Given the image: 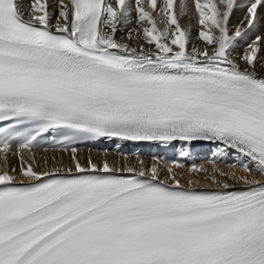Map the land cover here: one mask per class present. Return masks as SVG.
I'll return each instance as SVG.
<instances>
[{
  "label": "snow or ice",
  "instance_id": "6c2138e0",
  "mask_svg": "<svg viewBox=\"0 0 264 264\" xmlns=\"http://www.w3.org/2000/svg\"><path fill=\"white\" fill-rule=\"evenodd\" d=\"M194 8L203 48L189 47L175 0H0V152L17 144L24 177L0 171V264H264V181L213 162L217 188L185 186L176 160L161 179L157 157L137 171L76 155L101 138L179 142L180 158L209 142L214 158L234 154L229 169L264 176V0ZM133 22L138 47L115 39ZM48 134L75 170L37 171L19 155Z\"/></svg>",
  "mask_w": 264,
  "mask_h": 264
},
{
  "label": "bare ground",
  "instance_id": "6f19581e",
  "mask_svg": "<svg viewBox=\"0 0 264 264\" xmlns=\"http://www.w3.org/2000/svg\"><path fill=\"white\" fill-rule=\"evenodd\" d=\"M20 2L27 7L29 5V0H20ZM57 2V0H49V3L51 5H54ZM67 2V0H65ZM160 0H158V3ZM180 0H175V10L178 15V21L181 24L183 28L186 30H190V34L193 37L192 41L190 42L189 47L191 45H195L196 47L203 48L205 46V43L197 38L198 32L200 29V25L198 24V14L195 11L194 8V0H186L188 4V11L185 16H179L178 12V5H179ZM203 2V0H201ZM242 3L243 0H240ZM244 10L242 8H236L234 13L231 16V25L233 26V31L235 26L239 23V21L243 18L244 16ZM157 20L159 21V17H157ZM137 27V25L133 22L129 24L126 28L118 31L116 33L115 39L118 42H125V43H131L134 47H138L137 42L134 39H128V31L132 28ZM158 27H160L158 23ZM213 32L215 33L216 30L213 29ZM260 34V33H253V35ZM142 42V41H141ZM250 42V41H249ZM245 41H241L237 48L235 49L236 54H242L245 46ZM147 46V45H146ZM209 51H211V48H209ZM241 66H244L243 61H240ZM257 71L259 74L264 75V67H261L260 65H257ZM205 143L203 144V148H205ZM178 148H180V143H177L176 145ZM210 146V145H208ZM215 145L213 147H210L211 152H215ZM174 149V147H172ZM174 155L173 160L178 161L179 163L183 164L184 167L182 168H174V174L178 175V177L181 179V183L187 186L188 180H192L194 183L199 182V186L203 188H211L215 187L217 188L218 185L215 183H212L211 178H205L206 176H209V173H211L212 166L213 164L208 163L205 160H202L201 163L197 166H203L204 168L208 169V173H192L190 171L191 166L186 165L185 163V158H180L177 154H175V150H173ZM199 152V149L197 148V144L195 143L193 145V149L191 154H197ZM119 154L116 152V150H108V151H99V150H94L90 148H77V158L79 159L80 163L83 166H87V160L88 157H91L94 163H97L98 165H101L104 160H107L110 165H114L117 167H124L125 165L129 167L135 168L137 171L141 168V161L143 162L144 167H151L153 163H157V160H154L153 158L150 157V154L148 153H141L139 155H133V154ZM233 154V153H232ZM231 154V155H232ZM19 155L23 156L25 160H27L29 163L32 162V157H35L36 163L33 164L34 170L37 171H51L53 168H60L61 170H65L69 167H72L73 170L74 168V163L71 159V152L69 151H64V150H56L52 148H34L31 153L28 152L27 150L20 149ZM202 155V154H200ZM204 155V154H203ZM229 155V154H228ZM210 156V153H209ZM203 158V156L201 157ZM215 159L213 162H218V158ZM228 158V157H227ZM230 158V157H229ZM199 159V158H198ZM212 159V160H213ZM234 159V158H233ZM193 160V159H192ZM222 160V159H221ZM236 160V159H235ZM220 161V160H219ZM227 161V160H226ZM230 161V159H229ZM172 162V161H171ZM171 162H164L162 158H159V166L162 169H165L164 171L161 172L160 178L161 179H166L167 177V172H166V165L170 164ZM192 162V161H191ZM234 162V161H233ZM237 163V162H235ZM231 164V163H230ZM219 166L220 169H223L224 171H236L237 175H248L249 179H256L259 181H264V176H261L259 173L253 172L251 174L244 173L241 171V169L236 168V169H229L227 167H222L221 165ZM11 169L15 168L16 173H11L10 174H15L17 177V182L24 180V177L19 175V168H20V159L19 156L17 155V146H11V150L5 154L3 152H0V171H3L4 169ZM229 183H234L233 181L229 180ZM236 187H241V185L237 184Z\"/></svg>",
  "mask_w": 264,
  "mask_h": 264
},
{
  "label": "rangeland",
  "instance_id": "374dc122",
  "mask_svg": "<svg viewBox=\"0 0 264 264\" xmlns=\"http://www.w3.org/2000/svg\"><path fill=\"white\" fill-rule=\"evenodd\" d=\"M116 154V153H115ZM198 154H202L203 155V153H201V152H199ZM232 153H229V155H227V157H225V158H221L220 159V161H218V162H216L215 164L216 165H221L222 167H227L230 163L231 164H234L235 162H237V160H235V159H233V157L232 156H234V154H232ZM116 155H119V154H116ZM207 155H209V153L208 154H206V153H204V156H207ZM211 153H210V156L209 157H211ZM209 157L208 158H203V160H205V161H207L208 163H210V164H213V162H210V160H209ZM230 157V158H229ZM193 159V160H192ZM213 159V158H212ZM229 159H230V161H229ZM227 160V161H226ZM192 161V162H191ZM201 159H198V156H196V155H193L192 157H190L189 158V160H187L185 163H188V165H193V164H195V165H199V163H201ZM234 161V162H233ZM187 165V164H186ZM219 167V166H218Z\"/></svg>",
  "mask_w": 264,
  "mask_h": 264
}]
</instances>
